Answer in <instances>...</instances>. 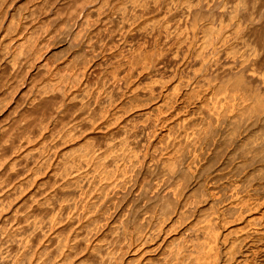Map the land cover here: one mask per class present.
<instances>
[{
  "label": "rangeland",
  "instance_id": "rangeland-1",
  "mask_svg": "<svg viewBox=\"0 0 264 264\" xmlns=\"http://www.w3.org/2000/svg\"><path fill=\"white\" fill-rule=\"evenodd\" d=\"M125 1H127V0H0V142L3 141L4 137L6 136V140H4V141H6L7 143L5 142V144L12 143V147L9 144L6 146V148L2 142H1L2 144L0 143V164H2L1 165V169H2L1 171L2 172L0 174V178H1V180L5 179L6 181H9V179H11L10 181L11 182L13 181V183H15V184H17V183L20 184V183L24 182L23 186L26 184L27 180L31 179L29 181L30 186L26 185L25 190H22V194L19 195V197H21V198H19L17 196V198L19 200L17 198H15L16 196H14V198H15L14 201H13V199L11 200V198H13V197H11L10 200L7 199L8 201L5 202V204L8 203L7 206H5L6 207L5 208L6 211H4L5 215H6L7 211L11 212L12 208L16 207L18 203H21L22 202L21 200H23V198L25 196H27L33 189L35 190L37 187H42L44 185V182L49 184V180L51 179V177H49V176H51V174L53 172V171L52 172H50V171L54 170V167H55V164L57 161L60 163L62 162V165H64L63 162L69 159L67 154H69L71 157V154L80 153L84 149V147L88 144L92 145L94 148H97V147L105 144L108 136L112 137V138L119 136L118 130L122 126L121 123L126 121V119L131 118L132 121L131 122L129 121L130 122L129 127L133 128V126H134L133 129L129 128L130 130L132 129V131H131L132 133H129L130 131L128 130L127 135L134 134L133 133L135 131L134 129L137 128L138 126L140 127L142 124L141 122L145 121V119L148 118L149 115H151L152 111L155 112V110L157 109L155 107L158 106L159 103H160L159 106H162L161 108H163L164 106L166 107L168 104L169 105L175 104L174 105L175 108L179 109V108H182V106L186 103V100H188V98L190 96H192L194 94L197 95L198 92H199L198 94L201 93L200 94L201 96L200 95H198V96L194 95L193 96L194 99L192 97H190V100L196 104H192V107H190L189 111L191 113L195 112L197 114L201 111V109L199 108V105L205 99L204 98L205 95L203 92L204 91L203 89H205V87H203V88L199 87V89H197L198 87L196 86L195 88L197 90L196 89L194 90V87H190L191 85H189V86L186 85L187 82L185 84H184V82L180 83L179 82V78H180L179 75L183 74L185 76L187 73H189L188 69L190 67L185 68L184 67L185 65L183 64V62L188 60V58H189L188 61H191V62H189V64L195 65V66L192 65L193 68L200 66V65L196 66L199 63L196 64L195 61H194L195 63H192L193 59L190 60L189 54L191 52H193V46L194 45L199 46L198 45L199 43H197L198 42L197 39L201 38V37L205 38V35L203 33L204 31H202V29H203L202 25L198 26V27H192V29L196 28V30L197 29L198 30L197 31L192 30L193 32L191 31V33H190V27L193 26V24L190 21L191 17L188 18L186 16L185 7H184V5H182L180 0H178L179 3L177 2V0H175L176 3L172 2L171 5H169L172 7L173 6L172 4H174V6L172 8V9L175 8L174 10H172L169 7L170 11L172 10V12H170L169 10H168L169 11L168 12L166 10V7L168 5L167 6L164 5V6H166L165 8H163L164 6H161L163 9L160 6H156L157 7L156 8V7H154V5H151L152 7H154L153 8L154 11H152V12H151V9H152L151 6H150L151 8L150 7L145 8L148 11H146L145 9H143L141 11L142 8L139 10L140 12H138V15L140 16L141 14H143V16L141 15L140 18H138L141 22L137 19V17H136L137 15H136L134 17L138 21H136V20L133 21L134 17L132 16L133 19L131 17L130 20H126L125 23L122 22V24H119L118 22H121V21L116 22V19L118 20V18H117L118 13L116 11L118 10V8H119L118 6L120 5V3L123 5V2H125ZM129 1H132V0H128V2H125V4L129 3ZM205 1L206 0H203V1L200 0V3H199V1H193V2H195L194 4L196 6V9L199 8L197 11L199 14H202V11L204 10L203 8H206L205 12H208V11L211 12L212 10L215 11L216 5L221 12V8L223 9L226 6V5H223L222 2H224V3L228 2L227 0H226V2H225V0L224 1L223 0H218V1L214 0L215 2L211 0L212 2H210V3H213V5L211 6V4H209L210 5V8H209V6L207 4V6H208V11H207V6L204 4H206V2H209L210 0H207L206 2ZM230 1L231 0H229V2ZM254 1H253V4L256 3L257 4V5L255 4L256 7L252 6L253 4H252L251 0H247V2H249L250 6L252 8L254 7V9L251 8L252 11L254 10V14L252 12L248 11V10H250L249 6L246 9L247 11H245V12H247V14L251 13L250 15L253 14L254 17L258 14V12H259V16H261L262 14L264 16V13H263L264 12L263 11L264 10V7H263L264 0H262V3H263L262 7H261L262 3L259 5V2H261V0L259 2H258V0H256L255 2ZM196 2H198L199 4ZM229 2L227 4H229ZM215 3H216V5H215ZM197 4L199 5L198 7H197ZM220 4L223 7L219 6ZM122 5H120V6H122ZM175 5L177 7H175ZM116 7H117V10H116ZM158 7H160L161 10ZM169 8L167 7V9H169ZM182 8H183V10H182ZM256 8H257V10H255ZM156 9H157V11L155 12ZM200 9H201V11H200ZM261 9H263V10L261 11ZM175 10H177V11L174 12ZM219 10H216V11L219 12ZM258 10H260V11H258ZM143 11L144 12L146 11L148 13H146V12H145L146 14L142 13ZM162 11L165 13L163 14ZM214 11H212L211 13H214ZM216 11H215V13H216ZM255 11L257 13H255ZM173 12H174V14L177 13L179 18H177V16L175 17L174 14L172 16L171 13H173ZM205 12H203L204 15H205ZM210 12L206 13V15L207 14L210 15L211 14ZM113 15H115V16H113ZM216 15L218 16L219 14L216 13ZM155 16L157 17V19ZM166 16H168V17H166ZM211 16H212V14L209 16V18ZM263 16L260 17L261 19L257 18L258 19L257 22H259V23L256 22V23H254L253 27L250 26L251 27L250 29L253 28L252 31L250 32V34H252L253 30H255L252 35H254V34L257 35V33H258L257 30L259 31V34L257 35L258 38H259V35L261 34L262 31H263L262 33H264V24H262V23H264V22H262V20L264 21ZM152 17H153V21H155V22L157 20L159 22V20L161 19L159 23L156 22L157 27L155 26V31L150 30L152 28H150L149 24H147V23H150L149 18H152ZM172 17H173V20L175 19L174 21L172 20ZM184 17L188 18L189 21H187V19H185ZM219 17H217V18L219 19ZM113 18H115V19H113ZM169 18L171 19V22H172L171 26L172 27L166 26V28H167L166 29L164 23L166 21L170 22V20L168 21ZM176 18H177V21H176ZM206 18H208V17H206ZM206 18L204 19L205 22L207 20ZM215 18H216V16H215ZM131 19H132L133 23L128 24L129 22H132ZM154 19H156V20H154ZM180 19L183 21V23L181 22ZM211 19H213V18H211ZM164 20H166V21L164 22ZM204 20H202L203 22L200 21V23L205 24ZM216 21H217V19H216ZM142 22H144V23H142ZM145 22H146V24H145ZM161 22H163V23L161 24ZM173 22H175V23H173ZM138 23L140 25L144 24L145 26L144 25L140 26ZM170 23H168V24H170ZM177 23H178V25H177ZM184 23H186V24L188 23L189 26L188 25L185 26ZM175 24L177 26H179V29H176L177 26L173 27V26H175ZM179 24H181V26ZM122 25H124V26H122ZM146 25L148 26V29H145V27H147ZM258 25L260 27L263 25V27L260 28ZM254 26H257L259 28H256V27L254 28ZM174 28L176 31L174 30ZM260 29H261V31H260ZM179 32H181V33H179ZM197 32H198V35L196 34ZM191 34L193 35L194 38L196 37V39L193 40ZM178 35L179 36L182 35L181 38H183V41L185 40L184 42H186V40L189 38V40H187V42L185 44L183 43L184 45L182 44L183 49L185 48V45L187 43H188L187 45H189V42H191V44H192V45L190 44L192 49L189 48L190 45L188 47H186L184 50L185 54H184V51L181 53L182 56L181 55L176 56V53H175L176 48L178 47L177 44H178V42H180V39H181L178 37ZM196 35L198 36V38ZM262 36L264 37V34ZM186 37H188V38L185 39ZM263 37H260L259 39L256 37L255 38L258 40H262V39L264 40ZM178 38H179V41L177 42ZM202 38L199 40L200 41L204 40ZM22 41H24V42L22 43ZM183 41H181V43ZM194 42H195V44H194ZM172 43H175V45ZM200 44H201V42H200ZM170 47H171V49H170ZM173 47L175 48V51L173 50L174 49ZM195 47L196 46H194V50H197V49H195ZM187 48H189L190 51ZM196 48H198V47H196ZM173 51L175 54L173 53ZM186 52H188V54H186ZM183 54L185 55L184 60H183V57H184ZM223 54H224L222 56L223 58L221 57V59L226 60L227 58H229V57L225 56L227 54H225V53H223ZM228 56H230V55H228ZM180 58H182L183 61ZM230 58H231V56H230ZM230 58H229V60L227 59L228 61L227 60L226 61L224 60L225 62L222 61V65H224L223 63H225V64L227 62L229 63ZM221 59H220V61H221ZM146 62H148V63H146ZM14 63H16V64H14ZM43 65H45L46 68ZM39 66H40V69H38ZM183 79H185V77H182L181 80H183ZM187 79H189V78L187 77L186 80ZM186 80H184V81H186ZM179 83H180V85L181 84H184V85L183 86L181 85L182 87L180 88V85H178ZM62 85H64V88L66 86V88H65L66 94L68 95V93H70L68 96L66 95V97L68 98V99L66 98V101H65V103H67L66 105H65V103H63L64 101L61 98V95H60V97H58V95L56 94V92L59 89L58 88L59 86H61L63 88ZM151 85H156V86L154 87ZM174 85H176L179 88V91L176 90L177 87ZM147 86H148V89L146 90L145 88ZM151 87H152V89H151ZM153 87L156 89L154 90ZM172 87H173V90L171 89ZM52 88H54L53 93H51ZM174 88H176V89L174 90ZM200 88H202V90ZM45 90H49V91H47V93H44L43 91H45ZM152 90H154V91H152ZM200 90H201V92H200ZM165 91H166V93L168 92L169 94H171L172 97L167 96L168 93L165 94ZM175 91H176V93H179V94H177L178 96H176V97L172 94V93H175ZM196 91H198V92H196ZM39 93H44V97L39 98V99H42L41 101L38 98H36V96ZM71 93H72V95H71ZM53 94L55 95V98L57 96L58 99H60V101L58 100L60 103L63 101L61 104L64 106L61 109L60 114L57 112H56L57 114L56 113L52 114L53 111L55 112V110H56V106L54 103H57L56 105L59 104L57 102V99L54 100L55 98L52 97ZM46 95H50L53 100L52 99L48 100L50 98V96H46ZM108 95H109V97H108ZM71 96H74V97L71 99ZM199 96H200V98H198ZM176 98H177V100H174ZM178 98H179V100H178ZM61 99H62V101H61ZM198 99H200V100H198ZM201 99H203V100H201ZM148 100L150 101L149 103L146 102ZM67 101L68 102L70 101V102L68 103ZM144 101L146 104L140 105V104L144 103ZM170 102H171V104H170ZM197 102H199L200 104ZM82 104L87 106V108H88L87 111L84 110V108L82 107ZM52 105H53V107L55 106L54 107L55 109H53V110H52L53 107H51ZM49 107L51 109H49ZM44 108H46V109H44ZM48 109H49V113L52 110V112L50 114H48ZM150 109L152 111H150ZM43 110H44V112H43ZM45 110H47V111H45ZM170 116H171V114H168L167 117H170ZM88 119L91 121V123L87 122ZM108 121H110L109 122L110 124L108 123ZM111 121H113V122H111ZM167 121L168 122H165V123L159 125V127H157V129L152 128L148 132H147L148 129L147 130L144 129V134L141 137L142 138L141 141L144 140L145 142L144 141L141 142L142 145L140 144L139 147L142 146L143 148L141 147L140 151L142 152L143 149L145 151V148H146L147 151L149 150L148 153L150 152L149 155H148V153L145 155L146 159H152L153 160V157L155 158L154 159L155 161H152L155 163L154 164L152 163V165H151L153 167L150 166V169H149V168H147L149 166H144L146 169L144 167H142L143 170L141 169V171H142L141 175L143 174V177L148 176L149 175L148 172L149 171L151 172L153 170L152 175L150 173V175L152 177L150 175L148 177H145V181H146L145 183L146 184H148L152 181L155 183V181L157 182V180H158L157 178H153V176L157 177L156 175L160 173V172L158 173V170L162 169L161 168L162 166L160 165V167L157 168L158 165L156 164V161L157 162L161 161L159 159L160 158L162 159L163 156L164 155L166 156L167 154L170 156V158L172 157L173 159H175L177 156L179 157L178 153L180 152V148L182 146V145L180 146V144H182L183 141L180 142L181 138L179 136L180 134L178 135V133H182L184 131L183 126L181 124L182 121H181V119H178V118H170ZM106 123L108 125H105ZM133 123H135V124H133ZM138 124H140V125H138ZM102 125L103 126L105 125V126L102 127ZM90 126H93V127H90ZM135 126H137V127H135ZM39 127L41 128V132H40ZM33 128H34V131H33ZM36 128H38V132H37ZM81 128H83V129L87 128V129L83 130ZM73 129H75V131ZM154 129H155V131L156 130L157 131L155 132ZM61 130H64V131H61ZM151 130L154 131L155 133L154 132L152 133ZM20 138H21V140H19ZM143 138H145V139H143ZM178 138H179V140H177ZM149 140H151V141L153 140L154 142L155 141L158 142L157 144H159V146L157 145V147H156L157 150L154 148H152V149L149 148V144L147 143V141H149ZM19 141H20V143H19ZM144 143H145V145H143ZM149 143H150V141H149ZM147 144H148V146H147L148 149L146 147ZM13 147H15V149ZM49 148H51V150ZM229 149L233 150V147L229 146ZM152 150H154V151H152ZM56 151L58 152V154L55 153ZM41 152H43V153H41ZM152 152L154 154H152ZM162 152H164V153L161 154ZM27 153H29L30 155ZM40 153H41V155H40ZM54 153L57 155H55ZM143 153H145V152H142V154ZM159 153L161 154V156L162 155L163 156L161 157ZM38 154H39V156H38ZM47 155H50V156L47 157ZM65 155H67V156L64 158ZM154 155L155 156L159 155L160 158L156 159V157ZM25 157H29V158L31 157V159L29 160L28 163L22 164V161L24 160ZM34 157H35V159H34ZM43 157H44V159H43ZM178 157L176 159H178ZM223 157H225V156L223 155ZM46 158H48V160ZM52 158L55 160H53ZM49 159L51 160V163H50ZM44 160H45V162H44ZM237 160H239V158H237ZM1 162H3V163H1ZM5 162H7V163H5ZM47 162H48V165H47ZM53 162H55V163H53ZM216 163L214 164L213 168L211 167L208 169L209 172L206 170L205 173L203 175H201L200 177H199L200 174H198L197 172H196V174H194L195 173L194 168H193V172L191 173L192 167L189 168V166H187L190 169L189 170L187 168V170L190 172L187 171L188 173H186V171H185L186 174L184 173L183 176L185 175L186 177L184 176V179H183V177H180L181 179H179V180L180 181L183 180V183L186 184L185 186H187L188 188L183 186L184 184L180 181H178L180 184L177 183V185L179 184L178 186L177 185L175 186V184H176L175 182H173L174 185H169L170 184L169 182H167L168 183L167 184L163 181H161L162 184L159 181L160 183L157 182L155 185L152 182L153 186H155V187H153V186L148 187L149 185H151V183L148 184L147 187L150 191V196L149 195L147 196L146 193L149 194V192L147 191L145 194L138 192V190L135 189V188H137V183H133L135 181L132 180V181H130L132 183L129 182L130 184L129 185L127 184L128 187H127V185H124V186L122 185L123 188H122V186H118L116 189H114V191H112L113 196L110 197L111 199L107 198L105 201V204L107 203V205L105 206V204H104L103 207L101 206L103 209L100 207H99V209L98 208L97 209L96 208L85 209L87 211H84L83 209H81L80 210L81 217L79 214V219L81 218L80 219L81 224L85 223V225L84 224H82V225L86 226L89 223L88 221H90V223L93 222V223H91V225H93V226H91L92 228L90 227V230H89V232H91V234L89 232L85 234L86 241H84L83 243H79L78 245H76V244L73 245L74 244L73 243L72 244L73 247H69L70 252L67 249V252L69 255L67 254L68 256L67 255L66 256L68 258L66 257L65 262L64 263L61 262V263L62 264H111L112 260H113L112 264H129L128 262L131 260L132 262L130 261V264H133V263L134 264H143L142 263V262H144L143 257L142 258L136 257V256H138L137 254H139V251H140V250H136V247L138 244L139 245L141 244V240L143 239V234L146 233L148 230H152V229L155 230V232H156L155 235L158 233L159 234L156 235L157 237L155 236L154 240H151V241H155V242L150 241L149 244L146 243V247H149L148 245L151 246L155 243L161 242L160 246L157 248V250L155 249V252L154 251L150 252V256L153 255L152 257L155 258V260L159 259L157 261H154V259L152 258V260H153V262H151L152 264L153 263L154 264H161V262H162V264H164V263L166 264L168 261L163 262V260L169 259V257L171 255L169 253L168 254L169 257L167 258V256H164V253L171 251V254H172V252H173L172 250L177 249L178 246H179L178 247L179 250H180L181 246H182V248H181L182 250L185 247L184 248L185 251L181 250L182 254H188V253L192 254V255L199 254V252L197 251L198 248L195 247L197 249H195V251H194L193 247L197 246L199 244V242L200 243L206 242V240L209 241V239H206V237L204 238L202 236V234L198 232V228H199V225H201V222H199V221L197 222L196 218H199V220H200L203 218V216L205 214L206 215L209 214L208 212L212 213L213 210H211V208L212 209H217V208L221 209L225 202L219 201V205H218V203L215 204L216 205V208H215V207H213V205L211 204V201H210L212 199V197L216 196L218 193H220V194L222 193L223 194L222 196H224V193H227L229 191V188H228L229 185H231L232 183L235 184V183L242 182L243 178H244L242 172H239L240 174L238 173L237 175L236 174L234 175L232 173L228 174V172H224V173L222 172L223 175H221V176L224 177L225 179L224 178L222 179V177H220L221 179H218L219 177L215 178V176L219 173V170H221L220 169L221 168V161L216 162ZM13 165L16 166V169H19L20 174L16 175L15 173H13V174H11L12 176L6 175L5 173H7V170H9V168L13 169ZM154 165H155V167L157 165V167L155 168ZM2 167H5V168H2ZM151 168H152V170H151ZM146 170H149V171H146ZM212 170L213 171L217 170L218 173H217V171L212 172ZM4 171H6V172H4ZM144 171H145V173L146 172L147 173L145 174ZM207 175H210V177L209 176L206 177ZM229 175H230V178H229ZM238 175H239V177H237ZM203 176L205 178H202ZM198 177L200 179H202L201 180L202 182L204 181L203 179L207 178L206 179L207 183L206 184H203L201 182L198 183L199 182L198 180H200ZM148 178H149V181H148ZM195 178H198V179H195ZM208 179L209 180L211 179V181H208ZM238 179H239V181H238ZM212 180H214L213 182H217V183H213ZM221 180H223V181H221ZM251 181H247V180L245 181L246 184L248 183L247 184L248 187H251V185L253 183H255L254 185L258 186V188L261 187V189H263V190H261V189H259V190L264 192V187H263L264 186V179L262 176H259V178L257 177ZM245 182H243V183H245ZM261 182L263 183V185L261 184ZM212 183L215 185L213 186ZM48 184L47 185L45 184V185L48 186ZM134 184H135V186H134ZM171 184H172V182H171ZM249 184H250V186H249ZM130 185H131V187H129ZM132 185L134 186L133 188H132ZM181 185H182V188H181ZM203 185H205L204 188H203ZM207 185H209V186H207ZM224 185L227 187V189H226V187H224ZM163 186H164V188L168 187L169 189L164 190ZM171 186H173V187H171ZM174 186H175V189L177 187H179L178 192L174 189ZM158 187H161V188H158ZM119 188H122V189H119ZM126 188L127 189L130 188V189L127 190ZM153 188L155 189V191H157L158 189L160 190V191L159 190L157 191L158 195H159V193L161 194V195H159L160 198L156 193H154ZM170 188H172V190ZM212 188H214V190ZM222 188H224V189H226V191L227 190L228 191L226 192ZM161 189H163V191H161ZM173 189L175 190V193H173V194L179 195L178 197H177V195L174 196L172 194H168L170 191L171 192L174 191ZM203 189H205V191L209 190V192L204 191L205 193H207V197H206V194L203 193ZM217 189L220 190L221 192H219ZM115 190L118 191V194H116L117 191H115ZM120 190H122V191L126 190L124 192H126L125 194H127V195H125L124 192L120 193L119 192ZM136 190H137V192H136L137 194L134 193V195H133V192ZM166 190H168V191L166 192ZM23 191H25L24 192L25 194L23 193ZM151 191L156 195H154V194L152 195ZM179 191L181 193H179ZM214 191H216V193H214ZM114 192H115L116 196H115ZM119 194H121V196ZM138 194L142 198H139ZM202 194H204V197H202L203 196ZM213 194H216V195H213ZM122 195H125L127 199L124 198L125 196H123V198L121 200ZM131 195H133V199H134V196H136L135 198H137V199L139 198V200H136V199L133 200ZM187 195H188V197H185V198L183 197V196H187ZM211 195H212V197H211ZM143 196H144V199H147L148 197H150L151 200L149 198L147 199V201L145 200L144 202H146L147 204L144 202H141L140 200L141 199L143 200ZM156 196H158V197H156ZM179 198L181 199V201ZM130 199H131V201H130ZM169 199H171V203H172L171 208H169L171 206V205H169L170 204ZM184 199L186 200V202H189V205L190 204H192V205L196 204V205H194L195 207L192 205L190 206L193 211L191 210V211H189V213L187 212L190 207L187 209V207L184 206L185 203H182V201L185 202ZM16 200H17V202H16ZM109 200L113 201V203L111 201L109 202ZM190 200H192V201L196 200V203L192 202ZM167 201H169L168 210L166 209L167 204H165V203H168ZM190 202H192V203H190ZM207 202L210 204L209 206H208ZM139 203H142L143 205L140 204V206H138ZM148 203H150V205ZM152 203H153V205H152ZM176 203H177V205H176ZM10 204L12 205L11 207L9 206ZM127 204H128V207H126ZM136 204H138V205H136ZM181 204L183 205V209H186V210H184L185 212H183L184 216H183V214H181V212L180 213L178 212V209L179 208L181 209V207H180V206H182ZM123 205L127 208V210H125L126 208L124 209ZM132 205H133V208H132ZM143 206L145 207V210H144ZM136 207L137 208L139 207L140 209L142 208V210H140L138 208L139 210L137 209V211H136V209H135ZM149 207H150V210H149ZM104 208L105 209L107 208V209L105 210ZM130 208H131V210H128ZM172 208H174V209H172ZM21 209H23V208H21ZM92 209L95 210L96 213L93 212ZM204 209L208 210L207 213H206V210H204ZM133 210L135 212H133ZM258 210H260V209H258ZM21 211H23V210H21ZM82 211H84V212H82ZM139 211H142L141 213H143V215H145V216L143 217V215L140 214ZM143 211H146L148 213H146V212L144 213ZM204 211H205V214L203 213ZM25 212H27V211L25 210ZM25 212L23 211L22 213H25ZM149 212L151 214L153 213V215L149 214ZM166 212H167V214H166ZM82 213H86V214H82ZM87 213L91 214V215L89 214V216L90 217L92 216L93 220H94V217L96 219L100 215L98 217L99 219L98 218L96 219L98 222L97 221L94 222L91 218H88ZM92 213L94 214V217H93ZM129 214L131 215V217ZM146 214H147V216L150 215V218L147 217L148 219H144V218H146ZM5 215H1L0 220H3L2 218ZM137 215L138 216L140 215V216L138 217ZM178 215H180L179 217H181V216L182 217L179 218ZM201 216H202V218H200ZM141 217H143L142 218L143 221H142V219H141V221H139L137 219V218L140 219ZM100 218H102V219H100ZM149 219L151 221L148 222L147 220H149ZM181 219H183V220H181ZM81 220H84V222ZM137 220H138V222H136ZM7 221H8V223H7ZM11 221H12V224L10 223V220H5V222H1L0 225L3 223H4L3 224L4 226L6 224L7 225L10 224V226H8L7 229L5 228L7 225L4 227L5 231L10 232V229L12 230L13 226L15 225L14 223H16L17 220L15 219V220H11ZM85 221L88 223H86ZM176 221H177V223H176ZM139 222L141 223V226L143 225L142 223H144V222L148 223V224H144L145 226L144 225L142 226L143 234H141V235L139 233H137V229L136 230L134 229V227H141ZM151 222L153 224H156L157 226L159 225L160 227H157L155 225L156 226V228H155L153 225V227L151 228V226H152ZM196 223H198V224L200 223V224L197 225ZM116 224H118V225H116ZM136 224H137V226H136ZM191 224H192V226H194V224L197 225L196 227L194 226L197 229L196 232L194 231L195 233L193 232V229L194 230H196V229L195 228L191 229L190 228ZM224 224H226V225H224ZM11 225H13V226L11 227ZM146 225H148V227ZM240 225L241 226L243 225V221L240 219L234 220L232 222H227V221L224 222L221 220V223L220 222L218 223V226H217L218 232L216 231L217 232L216 235L218 237H220L219 238L220 241H218V243L220 242L219 243L220 245H218V243H217V245H218L217 248H215L216 246L214 247L217 250L214 251L215 253H213V257L215 255H217V256H215L214 258L213 257L210 258V260L212 262L214 261L213 264H236V263L240 264L242 260H246L245 258L249 259V261L252 262L251 264H253V263L264 264V260H263L264 258H262L264 253H262V252H260L262 254H260V253L256 254L255 253L257 256L254 255L252 252L248 253L249 249H247V248L250 247L249 245H247L246 247L240 245L241 248L244 247L245 250H244V248L240 249L239 245H236L237 247L234 246V248H232L233 244H235L234 241H236L238 239V237H240L242 234V232L240 230H239L240 232L237 231L240 228V227H238ZM118 226L121 228L122 227L124 228V229L122 228L123 233L121 232V228L119 230V232H121L122 237H123L119 240H122V239L123 240H122V242L119 240L116 242H113V241L110 242L109 239L112 237V234L118 233V232H116V230L119 229ZM125 227L126 228L128 227V228L126 229ZM129 227H131L133 230L131 228L129 229ZM218 227H220V229H218ZM74 228L76 229V227H74ZM85 228H87V227H85ZM113 228H115L116 230ZM144 228H146V231ZM158 228H161V229H158ZM127 230H128V232H126ZM130 230L133 231L134 233L129 232ZM66 231L68 233H70L71 231L73 232L75 230L73 229V230L69 231V229H66L63 231L64 233L62 232L63 236L68 235V234L66 235ZM157 231H158V233H157ZM124 233H125V235H123ZM219 233H220V235H219ZM128 235H130L131 237H129ZM139 235H140V237L142 236L141 237L142 239L139 237ZM162 235H163V237H162ZM199 235L201 238L199 237ZM222 235L224 237H225V235H227L226 236L227 238L225 237L226 238L225 239ZM104 236L105 237L109 236V238L106 237L107 239H105ZM196 236L198 237V239ZM127 237H129V238L127 239ZM190 237H191V240H190ZM88 238H89V240H88ZM99 238L103 239L100 241V244L102 242H103L102 245L105 244L102 247L103 249H101V257H100V253L98 252L97 247H96V244L99 243L98 242ZM137 238H139V239H137ZM162 238L164 239L165 242L162 241L163 240ZM130 239H132L134 242H132V240L130 241ZM136 239L138 242L136 241ZM156 239H158V240H156ZM204 239H206V240L204 241ZM179 240H180V242H179ZM196 240H198L199 242H197ZM221 240H225V241L227 240V241L224 242ZM107 241H108V243H107ZM167 241H168V243H167ZM176 241L179 242L180 244L177 243ZM232 241H233V243H232ZM85 242L90 243L89 246L86 244L88 247L85 245ZM129 242H130V244H129ZM194 242H196V245H194ZM169 243H170V245H171V243H173L171 245V247L168 246ZM165 244L167 246V250H169L170 248H173V249H170L169 251H167L165 248L166 246L164 247ZM36 245H37V242H36ZM80 245L81 246L83 245V246L80 247ZM92 245H94V248L91 247ZM190 245L192 246L191 248H190ZM78 246H79V248H77V249H79V250L74 249V247L76 248ZM85 246L88 249H85L86 248ZM97 246H99V244ZM187 246H189V247H187ZM53 247L49 246V248L51 250ZM83 247H85V248H83ZM163 247H164V249H163ZM230 247H231V249H230ZM90 248H92V249H90ZM71 249H72V252H71ZM80 249H82L83 251H80ZM89 249H90L91 253L89 252ZM158 249L161 250L160 251L161 253L160 252L158 253V251H159ZM229 249L232 252H230ZM238 249H240L239 253H238ZM73 250L75 252H73ZM135 250H136V253H135ZM162 250H164V251H162ZM53 251H54V253H53ZM53 251L50 252V260L49 261H51V262H49V263L60 264V259L62 258L61 257L62 255L59 254L58 252H57L58 253L57 254L56 250H53ZM78 251H80V252H78ZM97 252L99 253V255L97 254ZM229 252L232 254H230ZM246 252L249 255L246 254ZM71 253H72V255H70ZM228 253H229V255H228ZM233 253H236V254H234L235 256L233 255ZM53 254H55V255L53 256ZM75 254H77V255L75 256ZM165 254H167V253H165ZM73 255H74V257H72ZM102 256L105 257L106 260L103 261ZM227 256H229V257L227 258ZM132 257H133V259L136 258L137 262L135 261L136 259H134L135 262H133ZM160 257H161V262H160ZM162 257H163V260H162ZM235 257H237V258H235ZM251 257H253V258L251 259ZM257 257L260 259H257ZM215 258H216V260H215ZM229 258L231 259V262H230ZM233 258H235L236 260ZM138 259L140 262L138 261ZM237 259H239V261H237ZM255 259H257L256 262L258 260H259V262L258 263L254 262ZM228 260H229V262H228ZM173 262L174 261H172V263H168V264H176L175 262L174 263Z\"/></svg>",
  "mask_w": 264,
  "mask_h": 264
},
{
  "label": "bare ground",
  "instance_id": "bare-ground-1",
  "mask_svg": "<svg viewBox=\"0 0 264 264\" xmlns=\"http://www.w3.org/2000/svg\"><path fill=\"white\" fill-rule=\"evenodd\" d=\"M193 1H199V3H200V0H183V1L180 0L182 5H184V7H185L186 16L188 18L191 17L190 21L193 24V26L190 27V33L192 30H195V31L198 30V29L196 30V28L192 29V27H198V26L202 25V27H203L202 31H204L203 33L205 35V38L201 37L204 40L200 41L199 39H201V38H198V36H197L198 32L196 33L197 34L196 36L198 38L197 43H199L198 44L199 46L194 45L198 48L195 47V49H197V50H194V46H193V52H191V53L189 52L190 51L189 48H191L192 44H191V42L188 41L189 45L191 44L190 47L187 48V49H189V51L188 50L187 51L190 53L189 54L190 60L193 59L192 63H195V62H196V64L199 63L196 66H198V65H200V66L193 68V66H195V65L189 64V62H191V61H188L189 58H188V60L184 61L183 62V64L185 65L184 67L185 68L190 67L188 69L189 73H187V74L185 73L186 74L185 76L181 73L183 76L179 75L180 76L179 82L180 83L184 82V84L187 82L186 85L187 86L191 85L190 87H194V90L196 89L195 88L196 86L198 87L197 89H199V87H202V88L205 87V89H203L205 99L204 100L201 99V100H203L202 103L199 101L201 104L199 102H197L200 104L199 108L201 109V111L198 114L195 112L191 113L189 111L190 107H192V104H196L190 100V97L193 98V96L196 95V94H194V95L190 96L188 98V100H186V103L182 106V108H179V109H176L174 106L175 104L172 105L171 102H170L171 105L168 104L166 107L164 106L163 108H161L162 106H159V104H160L159 103L158 106L155 107V108H157L156 109L157 111L155 110V112H154L150 109V111H152L153 113L151 112V115H149V116L147 115L148 118H146L145 121L141 122L142 124L140 127L135 126L137 128L134 129L135 130L133 132L134 134L127 135L128 134L127 131L129 130L130 131L129 133H132L131 131L134 128V126L132 124L131 125L133 126V128L129 127V123L132 121V119L129 118V119H126V121H124V122L122 121L123 122V123H121L122 126L118 130L119 136L114 137V138L108 136L105 144L102 146H99L97 148H94L92 145L88 144L84 147V149L80 153L71 154V157L69 154H67L69 159L63 162L64 165H62V162L60 163L57 161L55 164L54 170L50 171V172H52V171L53 172H52L51 176H49V177H51V179L49 180V184L44 182V185L48 184V186L43 185L42 187H37L35 190L33 189L27 196H25L23 198V200H21L22 202L20 201L21 203H18L19 205L17 204L16 207L12 208L11 212L7 211L6 215L4 214V211H6L5 206H7V204H8V203L5 204V202L8 201L7 199L10 200V198L13 197V198H11V200L13 199V201H14V199L17 198V196L19 197V195L22 194V190H25L26 185L30 186L29 181L31 179L27 180L26 184L23 186L24 182H22L20 184H18V183L15 184V183H13V181L12 182L10 181L11 179H9V181H6L4 179L5 180L4 181V180H1V178H0V180H1L0 181V216L5 215L2 218L3 220H0V223L5 222V220H10V223L12 224L11 220H15V219L17 220L16 223H14L15 225L13 224L14 226L11 225V227L13 226V228H12V230L10 229V232L5 231V228L7 229V227L10 226V224H8V225L6 224L7 225V226L5 225L6 227L3 225L4 223L0 225V264H51V263H49V262H51V261H49L50 260V252L53 250H56V253L58 252L59 254L62 255L61 256L62 258L60 259V264H62L61 262L64 263L66 257L69 255L67 252V249L69 251V247H73L72 246L73 243H74L73 245H75V244L78 245L79 243H83L84 241H86L85 234L88 233L90 230V227L93 226V225H91V223H93V222L90 223V221H88L89 223L85 221L86 223H88L86 226H84L85 223H82L84 225L81 224V222H80L81 218L79 219V214L81 217V213H80L81 209H83L84 211H87L85 209H91V208H93V209L98 208L99 209V207L102 208L105 204L106 199L107 198L111 199L110 197L113 196L112 191H114V189H116L118 186H122V185L124 186L127 184L129 185L130 183H132V182H130L132 180L135 181L133 183H137V188H135V189H137L138 192L145 194L148 191L149 194L146 193V195L150 196V191H149L148 187L153 186V184H152L153 181L151 180L152 181V182H150L151 185L148 186V184H150V183H148V184L145 183L146 182L145 177H148L150 175V173L152 175L153 170H152V168H151V170H152L151 172L149 170H146V171H149L148 172L149 175L143 177V174L141 175V172H142L141 169L143 170L142 167H144V166H149L147 168L150 169V166L152 165V163L153 164L155 163V162H152V161H155L154 160L155 158L152 156L153 160L152 159H146L145 155L149 151V150L147 151L146 148H145V151H144V149L142 150V152H145L142 154V152L140 151V148L142 146L141 147H139V146H140L141 142H143L144 140L141 141V139H142L141 137L144 134V129L145 130L148 129L147 132L152 128L157 129V127H159V125H161L165 122H168L167 120H169L170 118L181 119V121H182L181 124L183 126L184 131L182 133H178V135L180 134L179 135L181 138L180 142L181 141H183V142H182V144H180V146L182 145L181 148L179 147L180 152L178 153L179 157L177 156L178 159H176L177 157L175 159H173L172 157L170 158V156L168 154L166 156L162 155L163 156L162 159L159 157V155L158 156L154 155L156 157V159L160 158L159 160H161L158 162L156 161V164L158 165V167H157V165H156V167L159 168L160 165L162 166L161 167L162 169H159L160 171L158 170V173L159 172L160 173L156 175L157 177L153 176V178L158 179L157 180L158 183L163 181L165 183L169 182L170 183L169 185H174L173 182H175L176 183L175 186H176L177 183H179L178 181H180L179 179H181L180 177H183V179H184L185 175L183 176V174L185 173V171H186V173L190 172L187 170V168H188L187 166H189V168L192 167L191 173L193 172V168H194V171H195L194 174H196V172H197L198 174H200L199 175V177H200L201 175H203L205 173L206 170L208 171L209 168H211V167L213 168L214 164L216 162H219V161H221V168H220L221 170H219V173L217 170H214V171H217V173H218L215 176V178L219 177L218 179H221L220 177H222L221 175H223L224 172H228V174L232 173L234 175L235 174L237 175L239 172H242L244 178H243L242 182L235 183V184H233L229 180L232 183V184L230 183L231 185L228 186L229 191L228 190H227L228 192L226 191V189H227L226 184H225L226 186L224 185V187H226V189L222 188L223 190H225L227 192V193H224V196H222L223 195L222 193L220 194L218 192H217L218 193L217 195L213 194V195H216L214 197H212V195H211L212 199L210 201H211V204L213 205V207L216 208L215 204L218 203V205H219V201L225 202L221 209H218V208L212 209L211 208V210H213V212L211 211L212 213L208 212L209 214L206 215L205 211H204L203 213L205 215L203 214L204 215L203 218H202V216L200 217L202 219H200V220H199V218H196L197 220L195 219L197 222L198 221L201 222V225H199L200 223L199 224L196 223L197 225H199L198 232L201 233L204 238L206 237V239H209V241L204 239V241L206 240V242H201V243L198 240H196L197 242H199V244L197 246H194V245H196V242H194V245H193L194 251H195V249L198 248L197 251L199 252V254H197V253H196L197 255H192L189 253L188 254H182L181 253L182 246H181L180 250H179V248H178L179 246H178L177 249L172 250L173 251L172 254H171V251L165 252L167 254L164 253V256H167V258L169 257L168 256L169 253L171 256L169 257V259L166 258L167 260H163V257H164L163 256L162 257L163 262L168 261L166 264L172 263V261H174L176 264H211V263L213 264L214 261L212 262L210 260V258L213 257V253H215L214 251L217 250L215 248H217V246L220 245L219 244L220 242L218 243V241H220L219 240L220 237H218L216 235V233L218 232L217 231L218 223L219 222L221 223V220L224 222H226V221L232 222V221L237 220V219H240L243 221V225L238 226L241 229L239 228L237 230V231L240 230L242 232V234H241V236L239 235L240 237H238V239L236 241H234L235 244H233L232 248H234V246H236V245H239V246L241 245V246H245V247L247 245H249L250 247L247 248V249H249L248 253L252 252L254 255H256L260 252L264 253V192L261 191V190H263V189H261V187L258 188V186L254 185L255 183H253L251 185V187H248L247 186L248 183L246 184V182H245L246 180L251 181L257 177L259 178V176H262L264 179V40L263 39L258 40L260 37H263L262 35L264 33H262L263 32L262 31L261 32L262 35L260 34L261 36L259 35V38L257 36L259 34V31L257 29H256L258 32L257 35H255V34L252 35L255 30H253L252 34H250V32L253 29V28L250 29L251 28L250 26L253 27L254 23H256L258 21L257 18H260L261 16H263V14L262 15L260 14L261 16H259V12H258V14L256 15L257 17L256 16L254 17V15H253L254 10L253 11L251 10L252 7L250 6L249 2H247V0H231L230 2H229V0H227L229 2V4H227L228 2L227 3L222 2L223 5H226L223 9L221 8L223 6H221V4L219 5V6H221L220 7L221 12L215 3V5L217 7V8L215 7V9L219 10V12H220L219 13L218 11L215 10L216 13L219 14L217 16L214 10H212V11H214V13H211L212 11L211 12L208 11V6L210 8L209 4H211V6L213 5V3H210V2H212L214 0H212V1L210 0L209 2H206L207 1L206 0L205 1L206 4H204V3L203 4L206 6L208 4L207 11L210 12L213 16V17L211 16L209 18V16L211 14L210 15L207 14L208 16L206 15V13H208V12H205L206 8H203L204 10L202 9L203 10L202 14H199L197 12L199 8L196 9V6L194 4L195 2H193ZM201 1H203V0H201ZM253 1L254 0H251L252 4H253ZM259 1L260 0H258V2ZM125 2H128V0ZM125 2H123V5L120 3V5H122V6L119 5L118 10L116 7V10H117L116 12L118 14L114 11L118 16L117 17L118 20L116 19V22L121 21V22H118L119 24H122V22L125 23L126 20H130V18L132 16L134 17L137 15L136 16L137 19L140 18L141 15L143 16V14H141L140 16L138 15V12H140L139 10L141 8H142L141 9V11H142L143 9L148 8L151 5H154V7H156V6L161 7L164 5H166V6L168 5L167 7L168 8L170 7L172 9L174 4H172L173 5L172 7L169 5H171L172 2L176 3L175 0H132L126 4H125ZM177 2L179 3L178 0H177ZM225 2H226V0H225ZM196 3H198V2H196ZM261 3H262V0H261V2H259V5ZM198 4H197V7L199 6ZM255 4H253L252 6L256 7ZM176 5H175V7L178 6V5L177 6ZM262 5H263V3L261 4V7H262ZM166 6H164L163 8H165ZM248 6L250 7V10H248V11L252 12L253 13L252 15H250L251 13L250 14L248 13L249 14L248 15L247 12H245V11H247L246 9L248 8ZM154 7H152L151 12L154 11V9H153ZM160 7H158V8L160 9ZM167 7H166V10L170 11V8L167 9ZM254 7L252 9H254ZM263 7H264V5H263ZM174 9H172V10H174ZM172 10L170 12H172ZM182 10H183V8H182ZM255 10H257V8ZM262 10L263 9H261V11ZM146 11H148V10H146ZM156 11H157V9L155 10V12ZM176 11L177 10H175L174 12H176ZM200 11H201V9H200ZM258 11H260V10H258ZM145 12L143 11L142 13H145ZM174 12L171 13L172 16H173ZM203 12H205V15ZM146 13H148V12H146ZM162 13L164 14L165 12L162 11ZM255 13H257V12L255 11ZM113 16H115V15H113ZM168 16H166V17H168ZM174 16L175 17L177 16V18H179L177 13L174 14ZM215 16H216V18H215ZM133 17H132V19H133ZM206 17H208V18H206ZM217 17H219V19ZM115 18H113V19H115ZM177 18H176V21H177ZM188 18H185V19H187V21H189ZM205 18L207 19L206 20L207 23L204 20ZM211 18H213V19H211ZM132 19H131V21H132ZM137 19L134 17L133 21H135V20L138 21L139 19L138 20ZM149 19H150L149 20L150 23H147V24H149V27L152 28V29H150V28L149 29L155 31L156 22L159 23L161 19L159 20V22H158V20L156 22L153 21V17L149 18ZM156 19H157V17H156ZM156 19H154V20H156ZM216 19H217V21H216ZM169 20L171 22L170 18L168 19V21ZM172 20H173V17H172ZM182 20H181V22L183 23ZM202 20H204L205 24L200 23V21H202ZM133 21L129 22L128 24L133 23ZM165 21L166 20H164V22ZM166 22L164 23L165 28H166V26L170 27L172 25V22L171 23L170 22L166 23ZM262 22H264V21L262 20ZM142 23H144V22H142ZM162 23L163 22H161V24ZM168 23H170V24H168ZM173 23H175V22H173ZM257 23H259V22H257ZM145 24H146V22H145ZM181 24H179V25L181 26ZM184 24H185V26H187V25L189 26L188 23L187 24L184 23ZM262 24H264V23H262ZM141 25H144V24H141ZM177 25H178V23H177ZM177 25L175 24V26H173V27H176ZM122 26H124V25H122ZM177 27H176V29H179V26H177ZM255 27L259 28L260 26L259 27L254 26V28ZM261 27H263V25ZM145 29H148V26L145 27ZM174 30H175V28H174ZM260 31H261V29H260ZM179 33H181V32H179ZM254 36L258 39H256ZM178 37L181 38L182 35L181 36L178 35ZM179 38L177 39V42L179 41ZM187 38L188 37H186L185 39H187ZM192 38H193V40L196 39V37L194 38L193 35H192ZM187 40H189V38ZM187 40H186V42H187ZM181 41H183V38H181L180 42H178V44H177L178 47L176 48V51H175V48L173 47L174 48L173 50L175 51L176 56L177 55L180 56L181 53L185 50V48L189 46V45H187L188 44L187 43L186 44L187 46L185 45V48L183 49L182 44L183 43L185 44L186 42H184L185 41L184 40L181 43ZM23 42L24 41H22V43ZM200 42H201V44H200ZM172 44L175 45V43H172ZM194 44H195V42H194ZM170 49H171V47H170ZM174 51H173V53H174ZM188 52H186V54H188ZM223 53L227 54L225 56H227L229 58L231 56L230 62L229 63L227 62L226 64L223 63L224 65H222V61H224L225 59L224 60L221 59V57L224 55ZM184 54H185V51H184ZM228 55H230V56H228ZM184 58H185V55L183 57V60H184ZM229 58H227V59L229 60ZM180 59L182 60V58H180ZM220 59H221V61H220ZM146 63H148V62H146ZM14 64H16V63H14ZM43 66L46 68L45 65H43ZM38 69H40V66ZM181 76L185 77V79L181 80L182 79ZM187 77L189 79L186 80ZM184 80H186V81H184ZM180 83L178 85H180ZM184 84H181V85L183 86ZM181 85H180V88L182 87ZM62 86H63V88L61 86L58 87L59 89L57 92L59 94L57 92H56V94L58 95V97H60V95H61V98L63 99L64 102L62 101V99H61V101L63 103H65L66 98H67L66 97L67 94L65 92L66 86H65V88H64V85H62ZM151 86L155 87L156 85H151ZM174 86H176V85H174ZM202 88H200V89L202 90ZM53 89L54 88L51 89L52 90L51 93H53ZM145 89L147 90L148 86ZM151 89H152V87H151ZM155 89L156 88H154V90ZM171 89L173 90V87ZM175 89L176 88H174V90ZM154 90H152V91H154ZM176 90L179 91V88L177 87ZM201 90H200V92H201ZM47 91H49V90H45L43 92L47 93ZM196 92H198V91H196ZM44 93H39L36 96V98H38V99L43 98ZM167 93L165 91V94H167ZM198 93L196 96L201 94V93L200 94H198ZM69 94L70 93H68V95ZM172 94L176 97V96H178L177 94H179V93H176V91H175V93H172ZM53 95H52V97L55 98V95L54 96ZM71 95H72V93H71ZM46 96H50V95H46ZM167 96L172 97L171 94H169V93L167 94ZM200 96L198 98H200ZM58 97L56 96V98L54 100L57 99V102L60 105L59 104L56 105L57 103H54L56 106V110H55V112L53 111L52 114H54L56 112L60 114L61 113L60 111L64 106L61 104L62 102L61 103L59 102L60 99H58ZM73 97L74 96H71V99ZM108 97H109V95H108ZM50 99H52L51 96L48 100H50ZM39 100L41 101L42 99H39ZM174 100H177V98ZM178 100H179V98H178ZM198 100H200V99H198ZM146 102L149 103L150 101L148 100ZM66 104L67 103H65V105ZM144 104H146L145 101H144V103H142L140 105H144ZM51 107H53V105ZM54 107L52 108V110L55 109ZM82 107L84 108V110L87 111V109H88L87 106L82 104ZM44 109H46V108H44ZM49 109H51V108L49 107ZM49 109H48V114H50L52 112V110H51L49 113ZM45 111H47V110H45ZM43 112H44V110H43ZM168 114H171V116L167 117ZM113 121H111V122H113ZM87 122L91 123V121L89 119L87 120ZM109 122L110 121H108V123ZM133 124H135V123H133ZM105 125H108V124L106 123ZM138 125H140V124H138ZM104 126L102 125V127H104ZM90 127H93V126H90ZM129 128H132V129L130 130ZM36 129L38 132V128H36ZM39 129L41 132L40 127H39ZM81 129H83V128H81ZM84 129L86 130L87 128H84ZM155 129H154V131H155ZM64 130H61V131H64ZM73 130L75 131V129H73ZM33 131H34V128H33ZM154 131H152V133ZM143 139H145V138H143ZM4 140H6V136L4 137ZM4 140L1 142L3 143L5 148L9 144L12 147V143L5 144L6 141H4ZM19 140H21V138ZM177 140H179V138ZM149 141H150V143H149ZM149 141H147V143L149 144V148L156 149L157 145L159 146V144H157L158 143L157 141H155V142L153 140H152L153 142L151 140H149ZM19 143H20V141H19ZM148 144L146 145V147L148 146ZM143 145H145V143ZM229 146L230 147L232 146L233 150L229 149ZM15 147H13V148L15 149ZM49 149L51 150V148H49ZM147 149H148V147H147ZM152 151H154V150H152ZM41 153H43V152H41ZM41 153H40V155H41ZM55 153L58 154L57 151ZM163 153L164 152H162L161 154H163ZM27 154H29V153H27ZM57 154H55V155H57ZM149 154H150V152L148 153V155ZM152 154H154V153L152 152ZM161 154H160V156H161ZM67 155H65L64 158ZM223 155L225 157H223ZM38 156H39V154H38ZM48 156H50V155H47V157ZM237 158H239V160H237ZM30 159H31V157L30 158L25 157L24 160L22 161V164L28 163ZM34 159H35V157H34ZM43 159H44V157H43ZM46 159L48 160V158H46ZM53 160H55V159H53ZM44 162H45V160H44ZM1 163H3V162H1ZM5 163H7V162H5ZM50 163H51V160H50ZM53 163H55V162H53ZM1 165L2 164H0V174L2 172L1 171L2 170ZM47 165H48V162H47ZM151 167H153V166H151ZM154 167H155V165H154ZM2 168H5V167H2ZM214 171L212 170V172H214ZM4 172H6V171H4ZM13 173H15L16 175L20 174L19 169H16V166H14V165H13V169L9 168V170H7V173H5V174L11 175ZM144 173H145V171H144ZM208 176L210 177V175H207L206 177H208ZM237 177H239V175ZM198 178H195V179H198ZM202 178H205V177L203 176ZM223 178L224 177H222V179ZM229 178H230V175H229ZM206 179H203L204 180L203 182L201 181L202 179H200V180H198L199 181L198 183L201 182L203 184H206L207 183ZM148 181H149V178H148ZM208 181H211V179L210 180L208 179ZM213 181L214 180H212V182ZM221 181H223V180H221ZM238 181H239V179H238ZM157 182L155 181V183L154 182L153 183L156 185ZM171 182H172V184H171ZM180 182L183 183V180ZM243 182H245V183H243ZM213 183H217V182H213ZM161 184H162V182H161ZM261 184L263 185L262 182H261ZM128 185H127V187H128ZM185 185L186 184H184L183 186H185ZM214 185L215 184H213V186ZM123 186H122V188H123ZM134 186H135V184H134ZM134 186L132 185V188ZM175 186H174V189H175ZM204 186L205 185H203V188H204ZM207 186H209V185H207ZM249 186H250V184H249ZM129 187H131V185ZM153 187H155V186H153ZM171 187H173V186H171ZM185 187H187V186H185ZM122 188H119V189H122ZM158 188H161V187H158ZM163 188H164V186H163ZM181 188H182V185H181ZM214 188H212V189L214 190ZM128 189H130V188H128ZM165 189H169V188L167 187V188H164V190ZM170 189L172 190V188H170ZM259 189H261V190H259ZM137 190L133 192V195H134V193L137 192ZM175 190L178 192L179 187H177ZM175 190L172 192L170 191L168 194H172V195L176 196L177 194L176 195L173 194V193H175ZM115 191H117V190H115ZM124 191H126V190H124ZM124 191L120 190L119 192L123 193ZM153 191H154V193L157 194V191H155V189ZM161 191H163V189H161ZM167 191L168 190H166V192ZM204 191H205V189H203V193L206 194V197H207V193H205V192H209V190L205 191V192ZM218 191L221 192L220 190H218ZM24 192L25 191H23V193ZM125 193L126 192H124V194ZM151 193H152V195L154 194L152 191H151ZM179 193H181V192L179 191ZM214 193H216V191H214ZM114 194H115V192H114ZM116 194H118V191ZM116 194H115V196H116ZM156 194H154V195H156ZM204 194H202L203 195L202 197H204ZM119 195L121 196V194H119ZM125 195H127V194H125ZM125 195H122L121 200H122L123 196H125ZM133 195H131L132 199H133ZM159 195H161V194L159 193ZM188 195L183 196V197L184 198L188 197ZM14 196H16V197L14 198ZM138 196H139V198H142L139 194H138ZM158 196H156V197H158ZM178 196L179 195H177V197ZM135 197L136 196H134V199L139 200V198L137 199ZM19 198H21V197H19ZM124 198H126V196ZM148 198L150 199V197H148ZM159 198H160V196H159ZM147 199H144V196H143V200L141 199L140 201L144 202L145 200L147 201ZM169 200H170V204H169V201H167L168 203H165V204H167V206H166L167 208L165 207L167 210H168L169 205H171L169 208L172 207L171 199H169ZM110 201L111 200H109V202ZM130 201H131V199H130ZM180 201H181V199H180ZM190 201H192V200H190ZM16 202H17V200H16ZM111 202L113 203V201H111ZM192 202L196 203V200H194ZM192 202H190V203H192ZM144 203H146V202H144ZM150 203H148V204L150 205ZM153 203H152V205H153ZM182 203H185L184 206L187 207V209L192 205V204L189 205V202H186V200H185V202L182 201ZM140 204H142V203H139V205L138 204H136V205L140 206ZM106 205H107V203L105 204V206ZM176 205H177V203H176ZM194 205H196V204H194ZM194 205H192V206H194ZM209 205L210 204L208 203V206ZM9 206L11 207L12 205L10 204ZM123 207L125 209L126 207H128V204L126 207L123 205ZM180 207L182 210L179 208L178 212L179 213L181 212V214H183V216H184L183 212H185L184 210H186V209H183V205ZM21 208H23V209H21ZM132 208H133V205H132ZM138 208L137 207L135 208L136 211ZM172 209H174V208H172ZM189 209L187 211L188 213H189V211L192 210L191 207ZM207 209H204V210H206V213L208 211ZM258 209H260L261 211ZM21 210H23L24 212L26 210L27 212L22 213L23 211H21ZM125 210H127V208ZM128 210H131V208ZM134 210H133V212H135ZM140 210H142V208ZM144 210H145V207H144ZM149 210H150V207H149ZM84 211H82V212H84ZM93 212H95V210H93ZM141 212L142 211H139V213L143 215V213H141ZM143 212L145 213L146 211H143ZM146 213H148V212H146ZM82 214H86V213H82ZM89 214L87 213L88 218L92 219V216L90 217ZM149 214H151V213L149 212ZM166 214H167V212H166ZM151 215H153V213ZM144 216L145 215H143V217ZM179 216L180 215H178V217ZM93 217H94V214H93ZM130 217H131V215H130ZM143 217H141L140 219L139 218H137V219L139 221H141V219ZM147 217L150 218V215L147 216V214H146V218H144V219H148ZM181 217H179V218H181ZM102 218H100V219H102ZM96 219L94 217V220L93 219L92 220L95 222V221H97ZM138 220L136 222H138ZM181 220H183V219H181ZM81 221L84 222V220H81ZM142 221H143V219H142ZM147 221L149 222L151 220L149 219ZM7 223H8V221H7ZM176 223H177V221H176ZM139 224L141 226L140 222H139ZM142 224L144 225V224H148V223L144 222ZM116 225H118V224H116ZM153 225L156 228L157 225L153 224V223H152V226L150 225L151 228L153 227ZM197 225L194 224L195 227ZM224 225H226V224H224ZM119 226H118L119 229H117V230L115 228H113L118 233L112 234V237L109 239L110 242L111 241L116 242L119 239L123 238L121 232L123 233L122 230L124 228L122 227L123 228L122 229ZM136 226H137V224H136ZM142 226L141 227H134L133 226L135 230L137 229V233H139L140 235L143 234ZM146 226L148 227V225H146ZM194 226H192V224H191L190 228L191 229L195 228ZM74 227H76V229ZM85 227H87V228H85ZM157 227H160V226L158 225ZM120 228H121V232H119ZM130 228L131 227H129V229ZM146 228H144L145 231H146ZM66 229H69V231L74 229L75 231H73V232L71 231L70 233H68L66 231V235L67 234L68 235L63 236L62 232ZM158 229H161V228H158ZM218 229H220V227H218ZM158 231H157V233H158ZM194 231L196 232L197 229L196 230L193 229V232ZM126 232H128V230ZM129 232L132 233L133 231L130 230ZM89 233L91 234V232H89ZM155 233L156 232L154 229L148 230L146 233L143 234V239L141 238L142 236L140 237V235H139V237L142 239L141 244L140 245L138 244L137 247L136 246L135 247H136V250H140V251H139V254H137L138 256H136V255L135 256L137 258L143 257V260H144V262H142L143 264H152L151 262H153V260H152L153 255L150 256V252L151 251L155 252V249L157 250V248L160 246L161 242L155 243L151 246L148 245L149 247H146V243L149 244L150 241L154 240L155 236L159 234L158 233L155 235ZM123 235H125V233ZM219 235H220V233H219ZM128 236L131 237L130 235H128ZM226 236L227 235H225V237ZM106 237H105V239L109 238V236L107 238ZM129 237H127V239ZM162 237H163V235H162ZM199 237H200V235H199ZM89 238H88V240H89ZM99 239H98L99 246H97L98 244L95 243L97 240L94 243L96 244L97 250L100 253V257H101V249H103L102 247L105 244L102 245L103 242L100 244V241L103 239H100V240ZM137 239H139V238H137ZM137 239H136V241H137ZM197 239H198V237H197ZM122 240H119V241L122 242ZM131 240L132 239H130V241ZM156 240H158V239H156ZM190 240H191V237H190ZM162 241H164V239ZM221 241L226 242L227 240L226 241L221 240ZM36 242H37V245H36ZM132 242H134V241L132 240ZM151 242H155V241H151ZM179 242H180V240H179ZM179 242H177V243H179ZM107 243H108V241H107ZM167 243H168V241H167ZM173 243H171V245ZM217 243H218V245H217ZM232 243H233V241H232ZM86 244L89 246L90 243L85 242V245ZM129 244H130V242H129ZM171 245L169 243L168 246L171 247ZM49 246L50 247L54 246V247L51 250L49 248ZM82 246L80 245V247H82ZM165 246H166V244L164 245V247ZM241 246H240V249L244 248V247L241 248ZM85 247H83V248H85ZM87 247L85 249H88ZM91 247L94 248V245H92ZM164 247H163V249H164ZM187 247H189V246H187ZM191 247L192 246L190 245V248ZM195 247H197V248H195ZM77 248H79V246L76 248L74 247V249H77ZM165 248L167 250V246ZM184 248H183V250H184ZM72 249H71V252H72ZM90 249H92V248H90ZM90 249H89V252L91 253ZM170 249H173V248H170ZM230 249H231V247H230ZM240 249H238V253H239ZM77 250H79V249H77ZM136 250H135V253H136ZM169 250H167V251H169ZM244 250H245V248H244ZM80 251H83V250L80 249ZM80 251H78V252H80ZM160 251L161 250H159L158 253ZM162 251H164V250H162ZM73 252H75V251L73 250ZM98 252H97V254L99 255ZM230 252H232V251L230 250ZM53 253H54V251H53ZM229 253H228V255H229ZM248 253L246 252V254H248ZM262 253H260V254H262ZM55 254H53V256ZM230 254H232V253H230ZM234 254H236V253H233V255ZM70 255H72V253ZM76 255L77 254H75V256ZM215 256H217V255H215ZM263 256H264V254H263ZM263 256H262V258H264ZM72 257H74V255ZM228 257L229 256H227V258ZM235 258H237V257H235ZM235 258H233V259H235ZM252 258L253 257H251V259ZM134 259H136V258H134ZM134 259L132 257L133 262H135V261L137 262V259L135 261H134ZM153 259H154V261L159 260V259L155 260V258H153ZM245 259L246 260H242L241 263L240 262L239 263L240 264H251L252 263L249 261V259H247V258H245ZM257 259H260V258L257 257ZM257 259H255L254 262H256ZM102 260L104 261V260H106V258L102 256ZM215 260H216V258H215ZM130 261L129 262L127 261V262L130 264ZM138 261H139V259H138ZM237 261H239V259H237ZM160 262H161V257H160ZM228 262H229V260H228ZM230 262H231V259H230ZM258 262H259V260L256 263H258ZM112 263H113V260H112ZM55 264H57V263H55ZM161 264H162V262H161ZM253 264H255V263H253ZM259 264H261V263H259Z\"/></svg>",
  "mask_w": 264,
  "mask_h": 264
}]
</instances>
